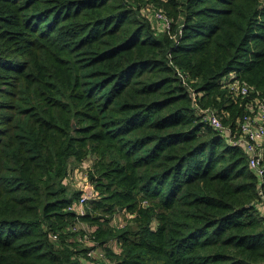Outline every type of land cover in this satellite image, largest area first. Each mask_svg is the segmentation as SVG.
Instances as JSON below:
<instances>
[{
	"label": "trees",
	"instance_id": "1",
	"mask_svg": "<svg viewBox=\"0 0 264 264\" xmlns=\"http://www.w3.org/2000/svg\"><path fill=\"white\" fill-rule=\"evenodd\" d=\"M230 75L264 95V0H0V264H78V223L94 264H264V175L198 111L235 127Z\"/></svg>",
	"mask_w": 264,
	"mask_h": 264
},
{
	"label": "built area",
	"instance_id": "2",
	"mask_svg": "<svg viewBox=\"0 0 264 264\" xmlns=\"http://www.w3.org/2000/svg\"><path fill=\"white\" fill-rule=\"evenodd\" d=\"M149 16L160 26L168 23V18L162 12L152 11ZM226 87L235 98L248 97L245 102V111L239 117L235 127L231 129L224 126L218 115L209 109H198L200 120L225 136L230 145L241 147L247 157L249 168L262 180L264 175V95L246 82L235 79L234 75L228 77ZM260 194H262L261 191ZM94 196L95 192L91 186L89 191L82 192L79 198L68 205L66 209L76 214L77 217L83 216L86 213V202ZM257 202L264 215V196H260V201ZM121 220L123 222L118 225L117 222ZM114 224H116L115 227L120 228L124 225V220L119 217V219H115ZM69 230L74 233L71 240L79 243L85 249V252L78 256V264H94L95 260L103 257L102 247L84 224H75ZM81 230L82 233L79 232ZM52 238L57 240L55 234H52ZM106 246L115 247V244L108 242L103 245V247Z\"/></svg>",
	"mask_w": 264,
	"mask_h": 264
},
{
	"label": "rangeland",
	"instance_id": "3",
	"mask_svg": "<svg viewBox=\"0 0 264 264\" xmlns=\"http://www.w3.org/2000/svg\"><path fill=\"white\" fill-rule=\"evenodd\" d=\"M85 165L80 164L74 167L73 178L71 179V184L69 188H75L76 186H82L85 179ZM119 215H117V219H119ZM122 219V217H120ZM120 222H123L122 220Z\"/></svg>",
	"mask_w": 264,
	"mask_h": 264
},
{
	"label": "crops",
	"instance_id": "4",
	"mask_svg": "<svg viewBox=\"0 0 264 264\" xmlns=\"http://www.w3.org/2000/svg\"><path fill=\"white\" fill-rule=\"evenodd\" d=\"M80 187V186H79ZM115 219H117V214L115 215Z\"/></svg>",
	"mask_w": 264,
	"mask_h": 264
}]
</instances>
